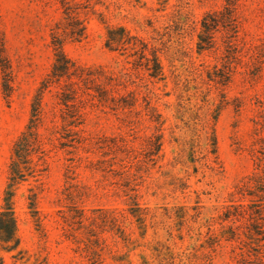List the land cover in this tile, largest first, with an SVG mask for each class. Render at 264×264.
<instances>
[{
    "label": "rangeland",
    "instance_id": "374dc122",
    "mask_svg": "<svg viewBox=\"0 0 264 264\" xmlns=\"http://www.w3.org/2000/svg\"><path fill=\"white\" fill-rule=\"evenodd\" d=\"M91 2L86 36L63 51L102 69L122 97L84 106L79 142L50 151L37 179L15 186L19 242L0 250L1 264H258L264 239L245 238L244 219L218 216L254 199L237 191L254 171L252 119L264 104V0H237L236 36L219 27L200 43L202 18L224 0ZM58 16L39 0H0L11 79L6 98L0 72V207L12 142L52 62L49 25ZM106 25L140 37L161 74L148 75L145 57L134 67L133 57L105 48ZM52 94L42 99L47 115L56 110ZM29 189L37 191V212L27 208ZM97 211L106 217L94 220ZM236 228L239 238L226 240Z\"/></svg>",
    "mask_w": 264,
    "mask_h": 264
},
{
    "label": "trees",
    "instance_id": "16d2710c",
    "mask_svg": "<svg viewBox=\"0 0 264 264\" xmlns=\"http://www.w3.org/2000/svg\"><path fill=\"white\" fill-rule=\"evenodd\" d=\"M39 1L44 6L55 5L59 11L58 18L49 25V45L53 52V58L48 71L39 82L31 99L28 120L11 145L7 164V184L0 207V250L3 251L15 249L19 242L17 218L12 200L15 186L20 181L25 180L27 176L37 179V176L46 169L45 157L50 151L73 146L74 143L79 142L77 131L74 128L82 123L81 110L84 109V106L95 103L96 105H108L115 103L122 97L117 96L115 86L118 84H114L111 77L106 75L102 69L77 64L63 51L65 42L80 41L86 36L88 18L90 14L95 12L93 8L96 2H91V0ZM236 2L237 0H224L219 11L205 14L201 21L202 32L198 34L199 43L202 36L212 39L213 32L217 31L219 27L227 34V37L230 33L236 36L238 30L235 14ZM216 15H220L222 19H215ZM98 16L99 20H102L100 15ZM1 42L0 37L1 87L4 97L7 98L11 91V79L9 66L2 54ZM104 46L110 51H121L126 56L133 57L134 67H143V57H145V69L148 71V75L156 77L161 74L162 67L157 54L152 52L150 58L146 57L143 54L146 49L143 40L130 34V31L124 26L106 25ZM226 47L228 52L234 49L230 40L227 41ZM46 92L53 93L56 108L48 115L42 102ZM113 93L116 94V97ZM252 124L253 145L257 146L252 151L255 167L243 184L244 189L237 191V194L240 197L246 194L254 199H250L248 203H241L238 200L239 204L228 205L218 217L222 220L234 219V221L238 218L244 219L245 223L248 224L242 227L246 228L248 233L242 231L243 236L249 239H264V229L258 221L264 220V104L260 103L258 106ZM112 148L113 151L119 150L115 143ZM111 158H115V156L113 155ZM113 164L111 163L109 166ZM29 191L31 193L26 197L27 208L37 212V191L31 189ZM72 203L74 204V201ZM133 205L135 206L131 207L135 208L133 211H138L137 203H133ZM97 212L96 216L93 213L92 218L94 217V220L99 219L101 221L103 215L106 217L104 212ZM82 213L83 211L79 209L81 219L84 218ZM131 216L138 218V220L141 219L140 213L131 214ZM113 217L116 218V214ZM84 219L87 220V217ZM237 228L229 230L233 232V235L225 239L232 241L235 238L238 239ZM228 229L230 228L228 227ZM258 264H264V257H258Z\"/></svg>",
    "mask_w": 264,
    "mask_h": 264
}]
</instances>
